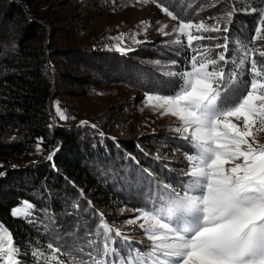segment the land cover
I'll list each match as a JSON object with an SVG mask.
<instances>
[{
  "label": "trees",
  "instance_id": "trees-1",
  "mask_svg": "<svg viewBox=\"0 0 264 264\" xmlns=\"http://www.w3.org/2000/svg\"><path fill=\"white\" fill-rule=\"evenodd\" d=\"M150 1L173 10L178 22L203 20L211 27L227 11L234 9V15L230 22H220L227 32L203 33L212 38L194 41L193 48L187 46L186 36L172 32L127 52L102 47L69 50L57 46L58 27L35 16L30 1L0 0V138L18 133L0 147V225L19 249V264H123L122 258L147 253L151 244L122 228L125 214L117 210H151L163 185L182 189L189 169L183 158L192 149L181 135L146 133L139 124L129 131L124 128L126 112L116 106L112 113L61 123L55 100L85 96L111 83L172 95L179 74L191 69V57L200 59L199 53L208 50L217 59L221 52L226 56L221 67L235 78L237 91L228 95L234 102L253 78L251 60L258 70L264 68L259 55L264 40H257L255 33L261 27L264 0ZM225 43L226 50L216 47ZM57 58L66 66L61 71L54 63ZM37 144L35 158L13 162L28 160ZM24 201L34 206L31 215L13 216V209L23 207ZM105 223L111 232H104ZM116 230L124 236H115ZM106 238L108 255L103 252ZM49 244L60 249L57 261H51Z\"/></svg>",
  "mask_w": 264,
  "mask_h": 264
},
{
  "label": "snow or ice",
  "instance_id": "snow-or-ice-1",
  "mask_svg": "<svg viewBox=\"0 0 264 264\" xmlns=\"http://www.w3.org/2000/svg\"><path fill=\"white\" fill-rule=\"evenodd\" d=\"M157 6L172 20H178L173 10ZM233 15L234 9L227 11L211 27L203 20L193 23L180 19L173 32L186 36L187 46L193 48L194 41L212 38L203 33L227 32L220 22H230ZM259 16L261 27L255 29L256 39L264 40V10ZM164 27L159 31L164 33ZM175 42L181 43L180 38ZM216 47L226 50L227 43ZM117 50L126 51L119 47ZM199 55L200 59L191 57L190 70L179 74L174 94L146 96L147 106L177 118L179 125L174 131L189 142L192 151L186 156L189 169L182 189L163 185L164 191L151 210L136 218L143 220L139 227L151 242L150 250L122 258L123 264H264V143L258 141L254 131L257 123L264 131V68L258 70L256 60H251L253 78L245 94L233 102L228 95L237 91L235 78L221 67L226 61L224 53L218 59L208 50ZM259 55L264 57V51ZM56 114L61 120L68 119L59 107ZM233 118L242 120V125L234 123ZM53 155L47 159L52 160ZM33 207L24 201L12 215L28 217ZM136 219L129 223H136ZM102 228L105 233L112 231L106 223ZM115 236L124 233L116 230ZM48 247L53 252L51 261H57L55 253L60 249L52 244ZM103 252H110L107 238ZM18 253L11 233L0 225V262L19 264Z\"/></svg>",
  "mask_w": 264,
  "mask_h": 264
},
{
  "label": "rangeland",
  "instance_id": "rangeland-1",
  "mask_svg": "<svg viewBox=\"0 0 264 264\" xmlns=\"http://www.w3.org/2000/svg\"><path fill=\"white\" fill-rule=\"evenodd\" d=\"M30 1V7L35 16L47 19L52 27H58V47L63 49H84L95 50L104 48L115 52L117 47L123 48L127 52L135 46L142 44H153L157 40H162L164 33H172L173 28L178 25V20H172L161 7L148 0H117L107 2L105 0H24ZM145 22L142 24L141 22ZM167 27H164V26ZM164 27V33L159 29ZM123 34V35H121ZM178 35H176V39ZM130 49V50H128ZM59 71L66 68L60 58L54 60ZM58 70V69H57ZM98 85H96L97 87ZM154 93H143L138 89H133L120 83L100 84L97 91H89L85 96H66L63 100H55V110L57 107L68 117L59 122H75L91 119L95 114L106 111L123 109L126 114L124 128L129 131L137 130L135 126L139 124L140 131L149 132H170L174 135H181L174 131L179 125L177 118L171 115H161L159 111L147 106L146 96ZM234 123L242 125L241 121ZM256 137L260 143H264V131L259 130V123L254 128ZM18 136L7 133L0 138V147L6 145V141ZM37 146L32 149V155L28 160L15 158L13 162L21 164L27 163L37 155ZM14 162V163H15ZM185 165L189 166L186 156L183 158ZM230 166V165H226ZM123 212L124 221L119 223L124 229H132L136 234L141 235L144 241L146 234L140 229L139 224L143 212L123 208L117 210ZM117 212V213H118ZM136 219V223L129 221Z\"/></svg>",
  "mask_w": 264,
  "mask_h": 264
}]
</instances>
